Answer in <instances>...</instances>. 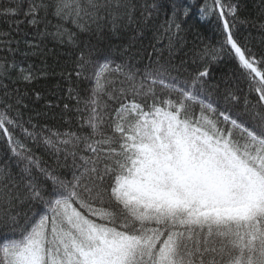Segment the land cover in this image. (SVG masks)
<instances>
[{"label":"snow or ice","instance_id":"snow-or-ice-1","mask_svg":"<svg viewBox=\"0 0 264 264\" xmlns=\"http://www.w3.org/2000/svg\"><path fill=\"white\" fill-rule=\"evenodd\" d=\"M22 3L4 14H19ZM239 8V0L200 8L204 16L218 14L223 45L255 94V102L244 97L241 103L228 92L224 100L239 106L235 112L220 111L212 86H205L223 47L191 50L193 64L206 62L184 78L188 61L174 43L182 30L175 12L165 28L167 56L153 46L156 59L143 70L128 61L113 67L108 56L93 62L81 52L76 76L96 67L95 87L84 108H76L88 113L80 125L87 133L25 120L27 94L3 83L18 65L0 57V135L22 165L13 174L7 160L0 164V223L12 232L0 234V264H264V52H253L235 34L238 23L253 24L239 18ZM136 12L135 0H28L23 14L32 26L44 24L41 39L75 45L79 37L66 23L82 33H102L108 25L116 33L137 22ZM146 13L145 7V24ZM11 43L0 41L14 55ZM19 72V80L37 78L30 69ZM23 204L31 215L22 225L16 209Z\"/></svg>","mask_w":264,"mask_h":264},{"label":"trees","instance_id":"trees-1","mask_svg":"<svg viewBox=\"0 0 264 264\" xmlns=\"http://www.w3.org/2000/svg\"><path fill=\"white\" fill-rule=\"evenodd\" d=\"M137 12L135 13L136 23L123 25L116 33L110 30V25L105 27L102 33H82L70 22L64 26L76 33L79 37L75 45L69 43H59L51 37H41L39 32H43L44 24L38 27L28 23L29 17L24 16L27 9L28 0H23L20 12L17 15L4 14V9L16 8L17 0H0V41L11 40L10 47L15 49V54L9 53L3 44H0V57H7L9 61L14 60L18 67L10 72L11 79H5L8 91L19 89L26 93L25 103L27 109H22L24 119L33 117V123L47 125L52 131H75L90 132V129L80 125L87 119L86 111L77 112L76 108H84L83 100L91 95L95 87V63L89 64L84 73V77H77V65L80 63V54L84 53L85 58H90L95 62L99 57L108 56L113 63H124L128 61L138 69H145L156 59L153 46L157 49H164L167 56V37L170 33L165 32L167 22L171 19L173 12L176 13L178 22L181 23V31L174 38L177 49H182L179 53L188 63L185 65L187 71L183 73L184 78L191 79L197 70H202V64L197 59L195 64L191 60V50L202 48L205 45L215 48L223 47L220 58L212 62L209 66V76L205 79V86L213 92V99L220 111L230 108L233 112L239 110L235 103L228 104L224 96L228 92L244 97L255 102V94L249 92L246 70L239 64L238 58L232 54L231 50L223 45L224 31L221 20L216 13L204 16L200 8L206 3L211 5L212 0H135ZM240 8L238 16L241 20H251L253 24H237L234 29L239 39L243 40L247 47L253 52H264V29L259 24L264 22V0H239ZM152 5H156L155 8ZM147 8L150 17L145 24L141 13ZM185 9H190L189 15H183ZM146 13V14H147ZM44 15L43 12L40 13ZM53 24L57 23L51 16L48 17ZM20 22V23H17ZM49 31H54L49 27ZM7 33L8 35H3ZM156 37H160L157 42ZM38 45L39 47H33ZM89 46H94L93 54L88 56ZM187 53L188 55H184ZM20 68L30 69L36 74V79L30 83L17 79ZM69 74H71L69 76ZM74 89L69 93V89ZM3 89L0 88V92ZM39 93V98L36 94ZM77 93L81 98V103L77 105ZM107 97H105V100ZM111 104V101H108ZM68 105L65 109L64 105ZM118 105H113L116 107ZM39 113V115H37ZM27 127V125H25ZM16 135L29 148H32L37 155L50 161L49 155L41 147L37 146L27 137L23 136L19 130ZM8 161L13 174L19 171L22 165L16 164V158L12 156L8 148V143L0 135V164ZM20 213L19 223L24 224V215H31L28 204L20 205L17 209ZM0 234L12 235L8 226L0 223Z\"/></svg>","mask_w":264,"mask_h":264}]
</instances>
